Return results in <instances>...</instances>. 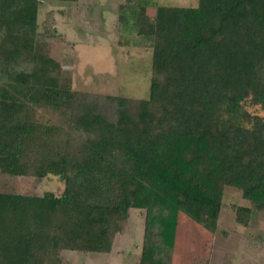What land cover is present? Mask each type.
<instances>
[{"label":"trees","instance_id":"16d2710c","mask_svg":"<svg viewBox=\"0 0 264 264\" xmlns=\"http://www.w3.org/2000/svg\"><path fill=\"white\" fill-rule=\"evenodd\" d=\"M44 1L77 0H0V173L56 177L64 189L0 192V264L109 253L130 209L144 211L138 264H172L181 215L199 239L198 264H208L224 188L264 211V117L244 108L264 111V0L135 15L152 47L147 99L65 84L60 62L39 48L58 38L38 30ZM41 110L61 124L39 121ZM233 209L247 226L252 209Z\"/></svg>","mask_w":264,"mask_h":264},{"label":"rangeland","instance_id":"374dc122","mask_svg":"<svg viewBox=\"0 0 264 264\" xmlns=\"http://www.w3.org/2000/svg\"><path fill=\"white\" fill-rule=\"evenodd\" d=\"M148 1L149 7L136 6L133 0L44 1L38 9V30L51 26L58 38L40 43L39 48L60 62L62 80L73 91L147 99L152 47L138 34L135 15L153 18L156 6H197V0ZM244 108L250 114L264 117V111L257 106L244 104ZM37 119L45 124H61L59 117L50 111H38ZM63 189V182L56 177L37 179L0 173V192L33 196L51 192L58 196ZM235 206L252 209L247 226L235 222ZM180 217L178 262L198 264L199 239L193 234L192 223L183 215ZM143 225L144 211L130 209L109 253L64 251L60 254L61 264H138ZM213 234L209 264H264V211L254 209L233 188H224Z\"/></svg>","mask_w":264,"mask_h":264},{"label":"crops","instance_id":"0c3cea01","mask_svg":"<svg viewBox=\"0 0 264 264\" xmlns=\"http://www.w3.org/2000/svg\"><path fill=\"white\" fill-rule=\"evenodd\" d=\"M178 239V238H177ZM177 239H176V242H175V251H174V257H173V262H172V264H176L177 262H178V257L179 256H176V255H178V253H177V250H178V241H177ZM178 264H179V262H178ZM209 264V263H208Z\"/></svg>","mask_w":264,"mask_h":264}]
</instances>
